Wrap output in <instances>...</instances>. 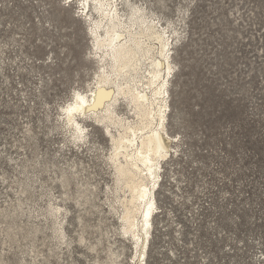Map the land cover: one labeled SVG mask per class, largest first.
Instances as JSON below:
<instances>
[{
	"label": "rangeland",
	"instance_id": "374dc122",
	"mask_svg": "<svg viewBox=\"0 0 264 264\" xmlns=\"http://www.w3.org/2000/svg\"><path fill=\"white\" fill-rule=\"evenodd\" d=\"M130 2L173 40V149L145 264H264V0ZM78 15L68 0H0V264L133 263L110 139L65 119L99 70Z\"/></svg>",
	"mask_w": 264,
	"mask_h": 264
},
{
	"label": "bare ground",
	"instance_id": "6f19581e",
	"mask_svg": "<svg viewBox=\"0 0 264 264\" xmlns=\"http://www.w3.org/2000/svg\"><path fill=\"white\" fill-rule=\"evenodd\" d=\"M68 2L76 4L78 16L87 23L90 53L99 70L91 94L76 92L64 108L65 119L83 140L84 118L103 126L110 139L108 160L114 170L121 231L134 245L132 264H145L162 162L173 149L166 128L173 40L130 0ZM122 106L131 116L120 114ZM60 214L58 207L56 215Z\"/></svg>",
	"mask_w": 264,
	"mask_h": 264
}]
</instances>
